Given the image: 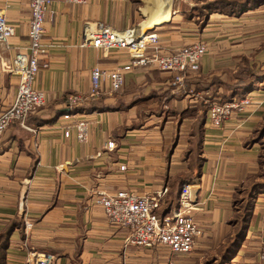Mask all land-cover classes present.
<instances>
[{
    "label": "crops",
    "instance_id": "obj_1",
    "mask_svg": "<svg viewBox=\"0 0 264 264\" xmlns=\"http://www.w3.org/2000/svg\"><path fill=\"white\" fill-rule=\"evenodd\" d=\"M29 1L0 0V10L15 29L9 41L0 44V114L14 102L18 90L19 79L9 71L12 61L30 44ZM174 1L89 0L85 5L55 1L50 6L43 37L47 54L40 60L35 83L36 90L46 94V103L29 116L25 127L14 123L0 137V231L15 218L33 224L23 235L13 234L6 264H28L33 251L55 255L54 264H207L219 258L217 251L231 231L235 187L256 170L258 150L244 148L242 142L260 117L234 114L217 130L210 126L207 113L202 174L183 182L193 186L194 219L203 235L196 239L192 253L173 254L165 246H128L129 231L109 222L97 197L100 192L127 190L156 197L158 213L166 209L172 179L187 170L182 159L188 149L187 132L183 134L180 127L194 119L159 115L157 109L148 114L143 109L159 108L153 93L168 90L173 98L166 109L194 108L199 93L194 97L193 92L198 87L191 84L190 90L183 91L187 94L179 93L182 84L174 83V74L137 67L127 73L119 92L105 91L100 104L106 110L74 113L68 108L70 96L89 92L96 66L112 70L129 62L124 51L107 56L91 45L81 47L85 32L98 23L132 36L152 30L164 53L202 40L211 51V43L230 35L229 26L243 21L245 27L242 19L255 12L238 18L213 13L201 28L202 20L191 16L194 5L184 8L181 2L186 0L177 5ZM210 53L202 58L199 71L190 75L193 80L211 74ZM205 104L209 106L210 101L206 99ZM64 113L71 115L70 120L63 121ZM76 119L89 124L88 143H79L74 131L65 137L63 127ZM170 123L172 132L176 129L168 136ZM263 243L264 193L256 200L242 247L229 264H264L260 258Z\"/></svg>",
    "mask_w": 264,
    "mask_h": 264
},
{
    "label": "built area",
    "instance_id": "obj_2",
    "mask_svg": "<svg viewBox=\"0 0 264 264\" xmlns=\"http://www.w3.org/2000/svg\"><path fill=\"white\" fill-rule=\"evenodd\" d=\"M60 1L71 4L85 5L89 0H30L31 21L29 28V47L15 55L9 71L18 77L19 84L14 102L0 114V137L14 123L25 127L29 116L46 103V94L36 90V79L41 71L40 60L47 54L44 44L45 15L53 2ZM15 29L0 10V44L7 43L14 35ZM92 47L101 50L105 55L124 51L129 62L117 65L108 70L96 66L91 73V87L87 94L73 95L68 99L69 108H78L101 99L105 91L119 92L125 84L127 73L137 67L149 68L165 73H176L178 81H183L184 74L199 71L200 62L209 52L208 43L185 46L175 53H164L160 49V39L152 30L142 35H127L126 32L115 30L111 25L98 23L96 27L85 32L81 47ZM1 56V54H0ZM44 67H48L45 64ZM106 84H108L106 88ZM255 93V92H253ZM256 93L245 96L242 100H233L224 105L213 104L208 111L210 126L222 129L235 110L246 112ZM264 102H258L257 108ZM248 111V110H247ZM71 115L65 114L63 121L70 120ZM65 137L74 131L79 143H88L90 137L89 124L76 119L72 124L63 127ZM108 148H114L110 142ZM122 171L125 170L123 166ZM193 186L183 184L179 198V207L166 216H160V201L151 195L137 196L120 190L114 194L100 192L97 203L104 210L109 222L117 228L129 231L126 244L128 246L154 249L165 246L173 254H189L195 249L196 239L203 235L200 225L194 219L196 204L192 201ZM28 221L25 230L32 229ZM260 258L264 260V243L261 245ZM57 257L49 252L33 251L29 254L28 264H54Z\"/></svg>",
    "mask_w": 264,
    "mask_h": 264
},
{
    "label": "trees",
    "instance_id": "obj_3",
    "mask_svg": "<svg viewBox=\"0 0 264 264\" xmlns=\"http://www.w3.org/2000/svg\"><path fill=\"white\" fill-rule=\"evenodd\" d=\"M261 4H264V0H197L191 8V16L195 14L200 18L202 20L200 27L204 28L209 20V16L213 13L228 17H239L248 11L260 7ZM242 59L243 64L239 65L236 74L233 76L237 80L234 85H230L216 77H208L204 81L191 80L187 83L188 90H190V86L193 84L198 87L194 92L205 93L199 99L195 108L185 109L181 112H170L165 109V106L173 98L171 91L168 90L164 94L153 93V96L159 100V109L156 112L154 111L156 114L161 115L164 113L165 115L167 114L166 116L178 115L180 118L187 117L194 119L193 130L190 136V146L184 153L187 170L177 174L172 179L166 199V209L158 213L160 216L164 217L179 207V198L183 188V182L188 179L199 178L202 174L205 163L202 150L209 106L212 104L224 105L227 102L233 101L235 98H244L249 93L255 91L259 83H264V70L259 69L260 66L256 65V63L251 64L249 57L244 56ZM220 87H222L223 92L220 91ZM209 92H212L213 95L215 93L216 98H221L219 103L210 101V98L214 96H208ZM206 99L211 102L209 106L205 104ZM100 102L101 99L93 101L88 105L70 109L74 113H91L106 110L107 107H102ZM253 133L254 136L245 141L244 148H253L260 144L262 145V150H264V115L262 121L254 129ZM258 158L259 168L257 173L249 175L235 187L232 201L234 215L229 221L231 231L226 243L217 251L219 258L212 259L207 264H229L242 247L250 225L253 208L258 198V192L261 189L264 190V151L258 155ZM24 230L25 222L21 218H15L0 231V264H6L8 247L13 234L17 231L23 235Z\"/></svg>",
    "mask_w": 264,
    "mask_h": 264
},
{
    "label": "rangeland",
    "instance_id": "obj_4",
    "mask_svg": "<svg viewBox=\"0 0 264 264\" xmlns=\"http://www.w3.org/2000/svg\"><path fill=\"white\" fill-rule=\"evenodd\" d=\"M180 0H176L174 1L175 4L177 5L179 3ZM197 2V0H186V1H182V6L184 8L190 6V5H194ZM264 4H261L260 7H257L251 11H255L254 13L247 15L246 17H244L242 20H244V22H247L245 27H242L241 24H243V21L240 23H232L233 25L229 26V28H231L230 30V35L228 36H223L222 40H215L216 43H211L212 45V53H210L211 56V62L210 65L213 67V70L211 72V74H207L206 76H198V74L196 76V80H205V78L208 77H216L221 79L222 81L230 84V85H234L235 82H237L236 79H234V75L236 74V71L238 70L239 65L243 64V57L247 56L250 59L251 64L256 63V65H259V69L264 70ZM245 14V13H244ZM243 15V14H242ZM240 15V16H242ZM239 16V17H240ZM231 18H238V17H231ZM239 25V26H235ZM263 24V25H261ZM203 41V40H202ZM217 41H222L221 43H218ZM207 42V41H206ZM209 47V45H208ZM209 50V52H211ZM208 56V55H206ZM208 61V60H207ZM207 62V63H209ZM201 65V62H200ZM158 71V70H155ZM170 74H174V83L175 84H179L181 86V90L179 93H184V90L188 91V82L193 80L192 78H194L193 76L190 77L191 74H184L182 76L183 81H178L177 78H179L180 76H178V74L176 73H170ZM204 77V79H203ZM195 80V79H194ZM193 80V81H194ZM221 92H223L222 87L219 88ZM256 93V97L252 100L251 104L248 106V108L244 111L246 112H242L243 114H250L253 113V117H260V120L254 124V128L252 129V131L250 132V134L247 136V138L244 140L243 145L245 143L246 140H248L249 138L254 136V129L256 127H258V124L262 121V117L264 115V103L262 106H260L259 108L256 107V105H258V102H264V83H259L256 90L253 91ZM249 93L251 95L255 94V93ZM188 92L184 93L187 94ZM199 93V95H197ZM190 94V93H189ZM205 93H201V92H194V97L196 96L197 100L195 101H199V99L201 97L204 96ZM213 95L212 92H209L208 96ZM214 97L210 98L211 102H218L219 100H221V98H216L215 93L213 95ZM247 96V95H246ZM191 97V95L187 98V100ZM243 98H235L234 100H242ZM190 100V99H189ZM196 103H193L194 106L197 105ZM210 102V103H211ZM213 105V104H212ZM167 106H165L166 109ZM195 108V107H194ZM154 109H159V108H144L143 112L144 113H148L150 114V112ZM210 109V107H209ZM168 111L171 112V110L166 109ZM248 110V111H247ZM240 112L238 110H235L233 112V114L230 116V118L235 114H239ZM241 113V114H242ZM147 115V114H146ZM234 115V116H235ZM174 119L171 120H167V121H173ZM257 120V119H256ZM158 122V121H157ZM160 122V121H159ZM183 124V123H182ZM193 124L194 122H188L185 124V127H180V130L183 131V134L185 132H187V137H186V148L188 146H190V136H191V131L193 130ZM165 125V122L161 123V127H163ZM169 126L168 129L166 130L167 135L171 136L173 135L174 131L176 128H174L173 132L172 129L174 127V125H172V123L168 124ZM226 125V124H225ZM252 125H249V128ZM170 140V138H169ZM256 149L254 150H258V155L263 152L264 150H262V145H256L254 146ZM253 147V148H254ZM185 148V146H184ZM247 149H251V148H247ZM187 150V149H186ZM262 150V151H261ZM182 153H184L182 151ZM204 151L202 150V156H203ZM258 155L256 156V170L255 172L252 173V175L256 174L259 168V162H258ZM204 158V156H203ZM182 159L184 161L185 159V155H182ZM185 162V161H184ZM258 196L260 194L264 193V190H259L258 192Z\"/></svg>",
    "mask_w": 264,
    "mask_h": 264
},
{
    "label": "water",
    "instance_id": "obj_5",
    "mask_svg": "<svg viewBox=\"0 0 264 264\" xmlns=\"http://www.w3.org/2000/svg\"><path fill=\"white\" fill-rule=\"evenodd\" d=\"M193 203H196V198L195 199H192Z\"/></svg>",
    "mask_w": 264,
    "mask_h": 264
},
{
    "label": "bare ground",
    "instance_id": "obj_6",
    "mask_svg": "<svg viewBox=\"0 0 264 264\" xmlns=\"http://www.w3.org/2000/svg\"><path fill=\"white\" fill-rule=\"evenodd\" d=\"M254 95V94H253ZM247 96H252L251 94H248Z\"/></svg>",
    "mask_w": 264,
    "mask_h": 264
}]
</instances>
